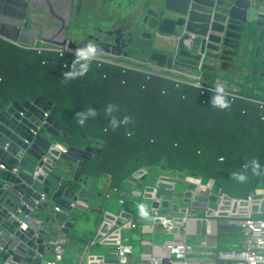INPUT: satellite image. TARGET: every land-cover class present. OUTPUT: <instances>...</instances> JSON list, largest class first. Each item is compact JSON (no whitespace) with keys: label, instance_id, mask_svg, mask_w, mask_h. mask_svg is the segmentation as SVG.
<instances>
[{"label":"trees","instance_id":"obj_1","mask_svg":"<svg viewBox=\"0 0 264 264\" xmlns=\"http://www.w3.org/2000/svg\"><path fill=\"white\" fill-rule=\"evenodd\" d=\"M74 59L73 53L25 48L0 38V113L30 95L52 102L55 119L73 141L85 139L101 149L86 174L108 179L102 193L131 189L141 168L213 179L216 189L237 198L264 188V85L240 82L238 90L231 89L221 75L232 70L234 59H206L201 68L197 61H179L192 77L92 59L84 76L65 79ZM217 84L224 86L227 109L210 103ZM109 105H115L111 114ZM89 108L97 115L81 126L76 114ZM126 116L127 123L112 127V117ZM253 160L262 166L259 173L251 169ZM237 171L246 174L244 182L233 179Z\"/></svg>","mask_w":264,"mask_h":264},{"label":"water","instance_id":"obj_2","mask_svg":"<svg viewBox=\"0 0 264 264\" xmlns=\"http://www.w3.org/2000/svg\"><path fill=\"white\" fill-rule=\"evenodd\" d=\"M78 1L68 38L50 37L41 28L28 26L25 12L29 0H0V38L25 48L52 45L57 51L75 54L62 45L83 47L80 46L83 21L95 31H119L120 23L109 25L114 20V11H109L112 0H100V6L95 8H92L94 0ZM146 13L145 20L153 27L150 36L155 32L175 46L174 55L168 57L169 69L174 68L176 56L199 63L203 59L218 61L233 52L238 55L254 50L251 75L257 71L264 75V69L259 71V64L264 65V57L260 59L259 55L262 51L264 56V0H155ZM96 49L93 59L100 61L106 60L98 56L109 55L112 50ZM100 151L91 141H73L55 119L52 102L30 95L23 102L13 101L5 107L0 113V264H40L48 248L47 240L57 236L47 235V226L55 223L67 241H71L74 233L70 230L76 229L86 217L90 198H99L96 202L102 214L103 193L94 192L91 181L96 178L86 174L87 164ZM146 169H139L134 177L142 178L137 188L144 193L143 198L154 204L155 199L146 196L150 194L147 191L155 188L146 185V176L142 175ZM159 189L163 196L174 195ZM217 201L216 196L198 193L193 205L186 210L180 208L182 213L190 209L197 216L203 212V216L191 220L197 222L198 234L211 233L207 228L212 224L209 217L214 216V210L209 205ZM56 206L61 210H55ZM119 212L122 217H131L125 209ZM175 220L176 227L171 232H177L182 225L181 218ZM23 222L28 223L27 229L21 227ZM79 240L85 245L89 242ZM167 263L165 260L164 264Z\"/></svg>","mask_w":264,"mask_h":264},{"label":"built area","instance_id":"obj_3","mask_svg":"<svg viewBox=\"0 0 264 264\" xmlns=\"http://www.w3.org/2000/svg\"><path fill=\"white\" fill-rule=\"evenodd\" d=\"M38 48V49H42ZM54 49V48H53ZM56 50V49H55ZM205 59L198 63V67L203 66ZM189 76L188 74H184ZM199 78V77H195ZM199 84V83H196ZM4 167V165H1ZM148 169L143 171L142 175L147 176ZM173 176L168 174H161L157 178V183L147 184L155 188H165V193L169 186H174L172 182ZM180 181L183 178H180ZM185 180V179H184ZM191 180L195 181L198 186H202V178H194L187 176L188 184ZM209 183L205 185L208 190V195H213L218 198L215 207L209 205V208L214 210V216L209 217L212 221L215 220L220 225H231L238 227L243 236V245L238 251H222L219 253L220 258L228 260L231 264H264V188H259L254 192L248 194L246 198L233 197L223 192L221 189H216L214 180L209 179ZM135 185V184H133ZM177 190L174 191V194ZM151 193V191H147ZM119 193L118 187H113L103 194L104 203L102 207V216L96 232L95 237L86 244L78 255V264H131L133 254V244L129 237L124 235L125 230H130L136 227L134 213H131L130 218L122 217L121 212H112L106 210L105 203L108 200H114L115 195ZM130 197L135 195L141 197L138 191L132 192ZM198 193V192H194ZM45 198V197H43ZM55 210L60 211L59 207ZM152 223L149 227L155 229L156 225H161L164 230L171 232L176 226L175 218H181L182 225L179 226L177 237L170 242L162 244L160 247L165 253L167 251L170 255L166 257L165 254L155 253L153 251L148 258V264H164L168 260L170 264H196L193 259L195 253L194 245L188 240L186 223L195 217H198L194 212L188 209L185 213H177L172 215H152ZM159 219V221H157ZM40 223V221H37ZM28 223L23 222L21 227L28 228ZM96 244L113 245L114 248L109 249L106 254H97L91 252V246ZM48 248L52 249L53 257L51 259H43L40 264H60L65 259V253L68 248V241L63 234L51 237L47 240Z\"/></svg>","mask_w":264,"mask_h":264},{"label":"crops","instance_id":"obj_4","mask_svg":"<svg viewBox=\"0 0 264 264\" xmlns=\"http://www.w3.org/2000/svg\"><path fill=\"white\" fill-rule=\"evenodd\" d=\"M152 42L155 43V45L157 46L156 50H158L159 52L165 55V59L161 57L160 59L161 62L159 61V65L165 66V69L163 68L162 70L172 73L171 69L167 67V61H168V57L173 55L175 51V46L168 38L162 35H158L156 39L153 40ZM170 50L173 51L171 52ZM228 58L226 60H228ZM176 59L185 64L196 62L195 59L181 58V57L179 58V56L175 57V61ZM219 61L222 60L220 59L217 62L219 63ZM134 178L135 181L133 182V184L135 185H133L131 189L119 188V193L115 195V199L113 200V206H115V208L118 211L122 209L129 210L127 208V204H132V198L130 197V193L134 191H138L137 185L143 182L141 177H134ZM108 182L109 181L106 177H102L98 179L96 178L95 182L91 181V187L93 188L94 192L100 193V191L101 190L103 191L104 188L107 186ZM201 190H203V188H201ZM102 199L103 197H101V202ZM98 200L99 198H96V200L90 198L88 200L90 206L88 209L85 210L86 217H83L84 220H81V223L76 229L70 230L72 233H74V238L68 242L69 244L67 248L68 255L65 256L66 260H68V264H73L75 261H78V255L81 252L82 248L85 246V244L80 242L79 239L83 238V239H87L88 241H91V239H93V237H95L96 235L101 220V213L98 212L99 204H97L96 202ZM198 216H203V214L202 215L198 214ZM134 217H135V222L137 224L135 228L130 229V231H132V235H130V237L128 236L130 240L132 239L135 240L133 242V254H132L131 264H148V258L150 254L153 253V251L155 253L165 254L166 257H169L170 254L167 251H165L164 253L160 246L164 243L173 241L178 236L177 233L168 232L167 230H164L161 225H156L155 229H152L151 227H149V224H151L150 221H146V223L141 225L136 219L135 214ZM47 227H48L47 235L61 234V231L58 230V227L55 225V223L51 222ZM198 229L199 228L197 227V222L195 220L193 221L190 220L186 223L188 240L190 237L191 241L189 242L193 244L195 247L194 248L195 253L193 254V259L196 261V264H231L228 260L220 258L219 253L222 251L241 250L243 244L242 242L238 244L237 239H234L231 242V246H228L227 245L228 243L226 244V246L221 245L222 241L229 242L228 238L231 237L232 234H230V232H233V230L230 228L222 229L220 227V224H218V222L215 223L214 221H212L211 226L207 228L208 230L209 229L211 230V233L198 234L197 233ZM236 247H238V249H236ZM101 249H104L103 246H99V245L91 246L92 253L106 254L108 251V250H104V253H102ZM93 250H97L100 252H96ZM52 257H53L52 249L47 248L45 250V254L43 255V259H51ZM22 264H35V262H23Z\"/></svg>","mask_w":264,"mask_h":264},{"label":"rangeland","instance_id":"obj_5","mask_svg":"<svg viewBox=\"0 0 264 264\" xmlns=\"http://www.w3.org/2000/svg\"><path fill=\"white\" fill-rule=\"evenodd\" d=\"M112 1H113V5L109 8V11H114V20L109 21V25H116V23H120L119 24V32H120V38H121L120 49L117 51L111 50V54L101 55V56H98V58L99 59L102 58L106 61L117 63L119 65L132 66V65H130V62L145 64V66H147L148 68H152L155 71L156 70L165 71V70H162L163 68L165 69V66L159 65V61H160L159 55L161 54V52L156 50L157 46L155 45V43L152 42L153 40L156 39V37L158 35H155V32H154V34L152 36H150V33H153V27L151 25L147 24V20H145V17L147 15V13H146L147 9L149 7H151L152 5H154L155 0H112ZM99 6H100V0H94L93 4H92V8L99 7ZM83 25L85 27H84V30L82 33L80 46H84L87 44L86 38H87L88 34L98 35L102 39H104V38H106L105 33H107V31H109V30H106L105 32L95 31L87 21H83ZM45 46L56 49L52 45H42L41 44L40 47H45ZM106 46H108V45H106ZM108 48L110 49V47H108ZM170 51L172 52L173 50H170ZM254 54H255L254 50L252 52H246L245 54H243L241 52L238 53L237 58L234 61V65L232 66V70L229 72L228 71L224 72V75H221V76H223L224 79L231 82V84H232L231 89L238 90L239 83L240 82H246L245 77H246V74L248 72V69L251 66V60L250 59L252 58V56L254 57ZM173 55H174V53H173ZM177 61L178 60L176 59L175 66L173 69H171V71L173 73H176V74L177 73L188 74V75H190L189 77H192L191 74L185 72V70H183V68H181L183 66L181 65V63L179 61L178 62ZM244 65H245V67H244ZM261 69L263 70L264 67H262ZM241 70H243L242 73L244 72V76L240 80V75H241L240 71ZM220 80H222V79H220ZM159 175H161V173H158V172H152L151 173L149 171V174H148L147 179H146V183L147 184L157 183V178ZM171 176H173L172 182L175 183V185L169 186L167 188L168 189L167 192L170 194H174L175 190L184 191L188 185V184H186L187 183L186 177H180V176H176V175H171ZM178 177L183 178V180L180 181V179ZM194 178H198V177H194ZM209 181L210 180L205 181L202 179L201 185L203 187H205V185H207L209 183ZM143 185L145 186V183H143ZM214 186H215V184H214ZM163 188H165V187L163 186ZM139 192L141 193V201H142L141 203L145 204L148 207L151 203V200L143 198L144 193L138 189V193ZM207 193H208V190H207ZM130 194H133V193H130ZM140 204H136V205L133 203L127 204V208L136 215V219L138 220V222L141 225L146 223V221H150V223H152V220H153L152 215H150L148 218H143L139 215V212H138L139 207L138 206ZM210 205L212 207L216 206L215 203H211ZM185 207L186 206H182L181 209L186 210L187 207L186 208ZM104 208L106 210H110V211L115 212V213L119 212L115 208V206H113L112 200H108L105 203ZM202 214H203V212L199 213V215H202ZM165 215H172V212H166ZM232 230L234 232L233 235H231L230 238L227 237L229 242H223L222 241L221 242L222 246H226L227 243H228L227 244L228 246H231V242L234 239H237L238 244L241 242L243 244V236L241 235L238 227H234ZM124 235L127 237L128 236L130 237V235H132V231L125 230ZM134 241L135 240L132 239L131 243L133 244ZM189 241H191L190 237H189ZM96 245L97 246L98 245L103 246L104 249H101L102 253H104V250H109V249L114 248L113 245H108V244H104V245L96 244ZM236 249H238V248H236ZM93 251L100 252L97 250H93ZM67 255H68V253L66 252L65 256H67ZM61 263L68 264V263H64V262H61ZM73 264H78V261H75Z\"/></svg>","mask_w":264,"mask_h":264},{"label":"flooded vegetation","instance_id":"obj_6","mask_svg":"<svg viewBox=\"0 0 264 264\" xmlns=\"http://www.w3.org/2000/svg\"><path fill=\"white\" fill-rule=\"evenodd\" d=\"M29 5L25 12V21L28 26H36L41 28L47 35L53 37L67 36L70 33L74 18L78 12V0H29ZM79 26V25H78ZM77 27V26H76ZM106 38L102 39L98 35L88 34L87 43L92 42L97 48L110 47L112 50L120 49V32L116 29L107 31ZM108 37V38H107ZM113 37V38H112ZM69 38V37H68ZM112 38V39H111ZM106 39V40H105ZM109 39V40H108ZM113 40V41H112ZM108 45V46H106ZM255 52V51H254ZM260 59L262 51H260ZM233 61L236 60L237 55L233 52L225 55L224 58ZM235 57V58H234ZM226 58V59H227ZM253 59V57H252ZM251 59V63L252 60ZM259 59V61H260ZM264 65L259 64V71ZM246 84L250 86L251 82H258L263 86L264 75L256 72L254 76L251 75V66L245 77ZM259 80V81H258Z\"/></svg>","mask_w":264,"mask_h":264},{"label":"clouds","instance_id":"obj_7","mask_svg":"<svg viewBox=\"0 0 264 264\" xmlns=\"http://www.w3.org/2000/svg\"><path fill=\"white\" fill-rule=\"evenodd\" d=\"M96 45L92 42L87 43L83 47L76 49L75 59L73 61L71 70L64 73L65 79H76L77 77L84 76L90 67V63L96 54ZM206 60V59H205ZM214 95L210 98V103L214 107L220 109H227L230 107V101L225 93L224 86L222 84H217L213 89ZM108 113L111 114L115 111V105H109L107 109ZM97 115L95 108H89L87 111H81L76 114L78 123L83 126L88 120L89 117H95ZM130 117H124V119L117 120L115 117H112L110 123L113 128H117L121 123H127ZM248 167V165H245ZM261 164L258 160H253L251 162V169L253 172L259 173L261 169ZM233 179L240 182H244L247 179V176L242 171H237L232 173ZM139 215L143 218L149 217L148 208L145 204L141 203L139 206Z\"/></svg>","mask_w":264,"mask_h":264},{"label":"bare ground","instance_id":"obj_8","mask_svg":"<svg viewBox=\"0 0 264 264\" xmlns=\"http://www.w3.org/2000/svg\"><path fill=\"white\" fill-rule=\"evenodd\" d=\"M62 48L70 51H76V49L64 47V43ZM201 188H203V190H201ZM194 192L206 194L207 190L206 187L198 186L193 180L188 183L184 191H176V193L172 196H163L161 195L159 188H154L150 194L146 195L155 199V203H150L148 206V212L150 215L154 216L163 215L166 212H172V214L182 213L180 209L182 206L189 207L190 205L194 204V197L196 194H198ZM141 202V197L137 195L132 198V203L140 204Z\"/></svg>","mask_w":264,"mask_h":264}]
</instances>
